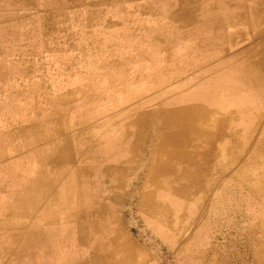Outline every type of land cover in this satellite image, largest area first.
I'll use <instances>...</instances> for the list:
<instances>
[{"label":"rangeland","instance_id":"rangeland-1","mask_svg":"<svg viewBox=\"0 0 264 264\" xmlns=\"http://www.w3.org/2000/svg\"><path fill=\"white\" fill-rule=\"evenodd\" d=\"M246 4L249 0H0V264L109 263L102 256L104 245L66 236L70 227L66 215L76 208L80 221L99 226L114 215L108 206L99 205L125 203L130 197L102 196L95 188H81V184L86 187L81 176L80 193L69 200L63 197L62 183L53 195H41L34 205L31 199L50 186L49 181L39 186L41 169H51L52 159L66 148L70 169L77 167L83 158L78 153L83 145L79 136L87 137L103 123L108 129L101 128L103 137L110 133V122L119 114H111L110 109L126 96L140 97L133 105L143 101L142 109L160 103L228 108L224 123L229 122V147L238 154L236 163L230 162L229 170L222 172L221 188L229 192L204 198L198 215L184 219L176 243H162L146 234L154 263L264 264V119L254 139L246 124L254 116L252 106L257 108L254 114L260 115L264 103L253 101L255 91L237 73L238 69L254 72L248 59L262 48L256 36L260 29L253 27L251 19L240 18ZM190 11H205V18L185 19ZM249 45L254 50L243 52ZM236 54L238 61L232 58ZM219 76L237 87L236 93L229 94L225 88L214 93L209 83ZM222 92L227 95L218 102L216 93L219 97ZM213 120L204 121L219 125ZM64 141L68 147H62ZM255 187H261V195L250 193Z\"/></svg>","mask_w":264,"mask_h":264},{"label":"crops","instance_id":"crops-1","mask_svg":"<svg viewBox=\"0 0 264 264\" xmlns=\"http://www.w3.org/2000/svg\"><path fill=\"white\" fill-rule=\"evenodd\" d=\"M195 13L190 11L185 19L205 18V11ZM207 108L200 115L198 108L177 111L175 107L161 109L159 106L147 107L141 112L133 104L117 110L121 114L114 116L116 121L108 135L109 141L94 146L95 174L91 178L98 190L96 194L130 197V201L99 205V208L110 207L114 215L109 225L90 228L87 235L90 242L104 244L108 242L107 237L120 234L132 245L126 257L105 252L107 255L102 256L109 259L106 264H123L125 259L126 264L132 261L133 264H156L146 234L157 236L162 243H176L181 237L184 219L188 214L191 218L198 215L204 198L229 192L221 188L222 172L228 171V164L238 159L237 152L229 147V122L224 123L229 109ZM199 116L203 118L199 120ZM210 117L219 125L206 123ZM168 120L171 123H166ZM79 162L84 164L86 160L81 158ZM258 188L261 187H255L250 193L261 195ZM78 223L72 227L74 236Z\"/></svg>","mask_w":264,"mask_h":264},{"label":"bare ground","instance_id":"bare-ground-1","mask_svg":"<svg viewBox=\"0 0 264 264\" xmlns=\"http://www.w3.org/2000/svg\"><path fill=\"white\" fill-rule=\"evenodd\" d=\"M43 1V0H42ZM47 1V0H46ZM48 2H49V0H48ZM199 3V2H198ZM45 4V3H44ZM190 4V3H189ZM227 4V3H226ZM196 5V4H195ZM217 5V4H216ZM215 5V6H216ZM151 6V5H150ZM246 6V10L244 11L245 13H242V14H240V18H249V19H251L252 20V25H253V27L254 28H258V29H260V33H258V35H256L259 39H261V49L260 50H257L256 52V54H254L253 55V57H251V58H249L248 59V66H251V67H253V69H254V72H252V73H246V72H243L242 70H237V73L238 74H240L238 77L241 79V81H242V83H245V84H247L248 85V87H250L251 88V90H253V91H255V93L254 92H252V93H254L255 95L252 97L253 98V101H255L256 103L257 102H263L264 103V0H249V4L247 5H245ZM122 7V6H121ZM153 7V6H152ZM98 8V7H97ZM103 8V7H102ZM175 8V7H174ZM199 8V7H198ZM197 8V9H198ZM124 9V8H123ZM216 9H218V8H216ZM230 9V8H229ZM92 10V9H91ZM90 10V11H91ZM95 10V9H94ZM186 10V9H185ZM193 10V9H192ZM196 10V9H195ZM30 11V10H29ZM125 11V10H124ZM189 11V10H188ZM247 11V12H246ZM229 13H230V15H232V14H234L235 12H233V11H229ZM86 14H87V12H86ZM196 14V13H195ZM197 14H199V13H197ZM228 14V13H227ZM155 16V15H154ZM234 16V15H233ZM45 17H46V15H45ZM37 18H39V17H37ZM35 19V18H34ZM49 19V18H48ZM189 19V18H188ZM187 19V20H188ZM194 19V18H193ZM213 19V18H212ZM208 20V19H207ZM215 20V19H214ZM225 20V19H224ZM38 22V21H37ZM209 22H211V21H209ZM32 23V22H31ZM54 23V22H53ZM199 23V22H198ZM240 23V22H239ZM238 23V24H239ZM222 24H224V23H222ZM22 25H24L23 23H22ZM199 25V24H198ZM216 25V24H215ZM220 25V24H219ZM227 25V24H226ZM17 26H19V25H17ZM27 26V25H26ZM39 26V25H38ZM48 26H50V25H48ZM191 26V25H190ZM218 26V25H217ZM159 27V26H158ZM197 27V26H196ZM200 27V26H199ZM213 27H214V25H213ZM234 27V25L232 26V28ZM5 28V27H4ZM18 28V27H17ZM147 28H149V27H147ZM194 28V27H193ZM223 28V27H222ZM231 28V27H230ZM14 29V28H13ZM16 29V28H15ZM31 29V28H30ZM35 29V28H34ZM195 29H197V28H195ZM208 29V28H207ZM206 29V30H207ZM241 29V28H240ZM2 30V29H1ZM19 30H21V29H19ZM146 30V29H145ZM158 30V29H157ZM27 31V30H26ZM36 31V30H35ZM222 31V30H221ZM225 31V30H224ZM8 32V31H7ZM12 32V31H11ZM14 32V31H13ZM18 32H20V31H18ZM78 32V31H77ZM195 32V31H194ZM199 32H201V31H199ZM203 32V31H202ZM245 32V31H244ZM253 32V31H252ZM9 33V32H8ZM50 33V32H49ZM127 33V32H126ZM214 33V32H213ZM224 33V32H223ZM227 33V32H226ZM22 34H23V32H22ZM22 34L21 35H19V36H22ZM28 34V33H27ZM39 34H40V32H39ZM129 34V33H128ZM152 34V33H151ZM197 34V33H196ZM205 34V33H204ZM217 34H218V32H217ZM245 34V33H244ZM247 34V33H246ZM13 35V34H12ZM130 35V34H129ZM199 35V34H198ZM3 36V35H2ZM17 36V35H16ZM66 36H67V34H66ZM133 36H134V33H133ZM4 37V36H3ZM61 37V36H60ZM72 37V36H71ZM130 37V36H129ZM202 37V36H201ZM204 37V36H203ZM210 37V36H209ZM216 37V36H215ZM35 38V37H34ZM45 38V37H44ZM81 38V37H80ZM152 38V37H151ZM199 38V37H198ZM38 39V38H37ZM197 39V38H196ZM200 39V38H199ZM226 39V38H225ZM210 40H211V38H210ZM209 40V41H210ZM215 40V39H214ZM2 41V40H1ZM18 41V40H17ZM29 41V40H28ZM47 41V40H46ZM78 41V40H77ZM153 41H154V39H153ZM156 41V40H155ZM189 41H191V40H189ZM220 41H222V40H220ZM233 41V40H232ZM244 41V40H243ZM246 41V40H245ZM5 42V41H4ZM7 42V41H6ZM35 42V41H34ZM75 42V41H74ZM79 42V41H78ZM255 42V41H254ZM191 43V42H190ZM198 43V42H197ZM221 43V42H220ZM230 43V42H229ZM79 44V43H78ZM116 44V43H115ZM132 44V43H131ZM210 44H211V42H210ZM216 44V43H215ZM215 44H213V46L215 45ZM7 45V44H6ZM5 45V46H6ZM20 45V44H19ZM18 45V46H19ZM50 45H53V44H50ZM117 46H118V44H116ZM134 45V44H133ZM137 45V44H136ZM188 45V44H187ZM196 45V44H195ZM4 46V47H5ZM16 46V45H15ZM34 46V45H33ZM79 46V45H78ZM169 46V45H168ZM181 46V45H180ZM186 46V45H185ZM205 46V45H204ZM3 47V48H4ZM29 47V46H28ZM75 47H76V44H75ZM200 47V46H199ZM225 47V46H224ZM255 47H256V45H255ZM19 48H20V46H19ZM31 48V47H30ZM83 48V47H82ZM186 48H187V46H186ZM215 48V47H214ZM6 49V48H5ZM12 49V48H11ZM40 49V48H39ZM80 49V48H79ZM200 49V48H199ZM217 49V48H216ZM220 49V48H219ZM227 49L229 50V48L227 47ZM235 49V48H234ZM14 50V49H13ZM12 50V51H13ZM138 50V49H137ZM185 50V49H184ZM188 50H190V49H188ZM254 50V48L252 47V45H249V46H247V48H245V50L243 51V52H251V51H253ZM82 51V50H81ZM153 51V50H152ZM151 51V52H152ZM183 51V50H182ZM3 52V51H2ZM7 52V51H6ZM154 52V51H153ZM207 52V51H206ZM210 52V51H209ZM218 52V51H217ZM83 53V52H82ZM190 53V52H189ZM224 53L225 54H227V52L224 50ZM242 53V52H241ZM4 54V53H3ZM35 54V53H34ZM249 54V53H248ZM1 55H2V53H1ZM4 55H6V54H4ZM207 55H209V54H207ZM216 55V54H215ZM230 54H227L226 56L228 57ZM238 55L239 54H236V55H234L232 58H234V60H239V59H236V58H238ZM152 56V55H151ZM155 56V55H154ZM184 56H185V53H184ZM211 56V55H210ZM214 56V55H213ZM220 56V55H219ZM247 56V55H246ZM39 57V56H38ZM201 57V56H200ZM216 57V56H215ZM160 58V57H159ZM192 58V57H191ZM7 59V58H6ZM156 59V58H155ZM158 59V58H157ZM164 59V58H163ZM32 60V59H31ZM159 60V59H158ZM151 61V60H150ZM219 61V60H218ZM229 61V60H228ZM237 61H235V62H237ZM116 62V61H115ZM159 62V61H158ZM173 62V61H172ZM232 62V61H231ZM241 62V61H240ZM150 63V62H149ZM153 63V62H152ZM151 63V64H152ZM113 64V63H112ZM150 64V65H151ZM176 64V63H175ZM114 65V64H113ZM159 65V64H158ZM225 65V64H224ZM238 65V64H237ZM241 66V65H240ZM114 67V66H113ZM210 67V66H209ZM223 67V66H222ZM228 67V66H227ZM236 67H238V66H236ZM153 68V67H152ZM164 68V67H163ZM208 68V67H207ZM29 69V68H28ZM155 69V68H154ZM228 69V68H227ZM159 70V69H158ZM215 70V69H214ZM157 71V70H156ZM211 71V70H210ZM233 71V70H232ZM240 71V72H239ZM161 72H163V71H161ZM30 73V72H29ZM157 73V72H156ZM159 73V72H158ZM157 73V74H158ZM206 73H209L208 72V70L206 71ZM211 74H213L214 75V72L212 73V71L210 72ZM21 74V73H20ZM32 74V73H31ZM45 74V73H44ZM203 74V73H202ZM203 75H205V73L203 74ZM213 75H211V76H213ZM228 75V74H227ZM234 75H235V73H234ZM7 76H8V74H7ZM25 76V75H24ZM159 77H160V75H158ZM157 76V77H158ZM217 76V75H216ZM21 77V76H20ZM209 77H210V75H209ZM227 77V76H226ZM231 77V76H230ZM15 78H16V76H15ZM25 78V77H24ZM154 78V77H153ZM212 78V77H211ZM164 79V78H163ZM207 79V78H206ZM204 80H205V78H204ZM5 81V80H4ZM93 81H94V79H93ZM161 81V80H160ZM159 81V82H160ZM231 81H232V79H231ZM117 82V81H116ZM115 82V83H116ZM156 82V81H155ZM158 82V81H157ZM163 82V81H162ZM32 83V82H31ZM206 83H208V82H206ZM197 84V83H196ZM238 84V83H237ZM77 85V84H76ZM195 85V84H194ZM202 84H200V86H201ZM239 85V84H238ZM237 85V86H238ZM4 86H6V85H4ZM9 86V85H8ZM18 86V85H17ZM103 86H104V84H103ZM102 86V87H103ZM241 86V85H240ZM243 86V85H242ZM7 87V86H6ZM10 87V86H9ZM157 87V86H156ZM193 87V86H192ZM15 88V87H14ZM209 88L212 90V91H214V93L215 92H219V91H221V88H225V89H227V91H228V93L229 94H234V93H236V89H237V87L235 88V86L234 85H232V84H229V82H227L226 80H224V78H222L221 76H219L212 84H210L209 83ZM5 89V88H4ZM235 89V90H234ZM223 90V89H222ZM217 94V98H219V100H218V102L220 101H223V100H225L224 99V95H227V93L226 92H222V93H220V96L218 97V93H216ZM193 95V94H192ZM81 96H82V94H81ZM185 96V95H184ZM233 96V95H232ZM231 96V97H232ZM87 98V97H86ZM94 98V97H93ZM140 98V97H139ZM138 97H137V100H135V97H133V96H126L125 98H124V100H123V102L121 103V104H119V105H117V106H115L114 108H111L110 109V113L112 114V112H117V110H120V109H122V108H125V107H128L129 106V104H134L135 103V101H138V99H139ZM186 98V97H185ZM251 98V97H250ZM79 99V98H78ZM200 99V98H199ZM202 99V98H201ZM133 100H135V101H133ZM183 100V99H182ZM89 101V100H88ZM130 101H133V102H131V103H129ZM198 101V100H197ZM190 102V101H189ZM202 102V101H201ZM214 102V101H213ZM237 102V101H236ZM245 101H243V103H244ZM78 103H80V102H78ZM143 101L141 102V103H139L138 105H137V109L138 110H140L141 112H142V108H143ZM188 103V102H187ZM77 104V103H76ZM84 105V104H83ZM247 105H248V102H247ZM246 105V106H247ZM252 105H254V103L252 102ZM252 105H248V106H252ZM257 105V104H256ZM259 105V104H258ZM78 105H76V107H77ZM99 106V105H98ZM216 105H205V104H203V103H188V104H173V105H170V104H165V103H160L159 104V107L161 108V107H163V109H165L166 107H175V108H177V111H178V109L180 110V109H186V108H188V109H194V108H198V115H200L201 113H203L204 112V110H206V111H208V108L207 107H215ZM247 106V107H248ZM87 107V106H86ZM85 107V108H86ZM92 107V106H91ZM253 108L251 109V110H253V111H251L252 113H253V117H249L248 118V121H246V124L248 125V126H250V128H251V130H252V133H253V139L255 138L254 137V132H255V130H256V128H257V126H258V124H259V122L260 121H262L263 119H264V112H261V114L260 115H257V114H254L255 112V109H257L256 108V106H252ZM258 107V106H257ZM262 107V106H261ZM83 108V107H82ZM98 108V107H97ZM169 109V108H168ZM80 110V109H79ZM82 110V109H81ZM80 110V111H81ZM104 110V109H103ZM263 110H264V107H263ZM78 111V110H77ZM79 112V111H78ZM71 113V112H70ZM117 113H119V112H117ZM76 114V113H75ZM111 114H110V116H111ZM119 114H121V113H119ZM166 114V113H165ZM70 115V114H69ZM125 115H126V113H125ZM200 117H202V116H199V118ZM55 118V117H54ZM53 119V118H52ZM72 119V118H71ZM60 120V119H59ZM92 120V119H91ZM110 121H111V119H109ZM75 121V120H74ZM115 121L116 120H114V121H112V122H110V127H112L114 124H115ZM46 122V121H45ZM49 122V121H48ZM61 123V122H60ZM77 123H78V121H77ZM40 124V123H39ZM32 125V124H31ZM54 125V124H53ZM120 125V124H119ZM28 126V125H27ZM91 126V125H90ZM97 125H95V128H94V130H93V133L92 134H90V135H88L87 137H86V135H84V137H81V136H79V141H80V144H83V145H86V146H83V145H79V155H81L80 157H83L85 160H86V162L84 163V164H80V162H78L77 163V167L76 168H74V169H70V165H71V163H72V160H71V155H70V153H69V148H66V152L65 153H63V152H61V155H59V157L58 158H56V159H52V161H51V163H52V165H50L51 166V169H48V167L47 166H44L43 167V169H41V171L39 172V174L40 175H42L41 177H39L38 178V180L40 181V185L39 186H41V184H43L44 183V181H49V184H50V186L46 189V191H43V192H39L38 194L37 193H35V195H34V198L33 199H31V204L32 205H34L35 204V200H37V202L39 201V198L41 197V195H47V194H51V195H53V193H54V191H55V189H56V186L58 185V184H60V183H62V186H63V189L64 190H62V192H63V197H64V195H65V197L64 198H67L68 200L71 198V196H73V195H77L78 193H80V189L81 188H89V191H94V188H95V190L97 189L96 187H95V182H94V180H92V176H93V173H94V169H93V164H92V162H93V160H94V157H95V153H94V146L96 145V144H98L99 142H107V141H109L108 139H109V134L106 136V137H103V135L101 134L103 131H102V129L101 128H103V127H105L106 128V124H102V125H100V126H97ZM135 126V125H134ZM50 128H51V126H49ZM16 128V127H15ZM44 128H45V126H44ZM98 128H100V130L98 129ZM8 129V128H7ZM20 129V128H19ZM49 129V128H48ZM47 129V130H48ZM4 130V129H3ZM46 130V131H47ZM58 130V129H57ZM106 130H108L107 128H106ZM1 131V130H0ZM78 131V130H77ZM104 131H105V129H104ZM119 131V130H118ZM74 132V131H73ZM27 133V132H26ZM15 134V133H14ZM115 134V133H114ZM124 134V133H123ZM5 135H6V133H5ZM29 135V134H28ZM34 135V134H33ZM67 135V134H66ZM120 135V134H119ZM52 136V135H51ZM57 136V135H56ZM65 136V135H64ZM75 136V135H74ZM129 136H130V134H129ZM18 137V136H17ZM26 137V136H25ZM35 137V136H34ZM92 137V138H91ZM121 137V136H120ZM19 138V137H18ZM40 138V137H39ZM62 138V137H61ZM36 139V138H35ZM119 139V138H118ZM26 140V139H25ZM34 140V139H33ZM37 140V139H36ZM56 140V139H55ZM62 141H63V138L61 139ZM68 140H69V138H68ZM262 140H264V139H262ZM52 141V140H51ZM73 141H74V138H73ZM127 141V140H126ZM129 141V140H128ZM19 142V141H18ZM22 142V141H21ZM38 142V141H37ZM61 142V141H60ZM31 143V142H30ZM58 143V142H57ZM64 143H65V146H64V144L62 145V147H68V142L67 141H64ZM120 143V142H119ZM35 144V143H34ZM33 144V145H34ZM56 144V143H55ZM55 144H53V146L55 145ZM21 145V144H20ZM24 145V144H23ZM48 145V144H47ZM120 145V144H119ZM125 145V144H124ZM13 146V145H12ZM59 146V145H58ZM126 146V145H125ZM42 147V146H41ZM115 147V146H114ZM118 147V146H117ZM116 147V148H117ZM15 148V147H14ZM24 148V147H23ZM34 148V147H33ZM38 148H40V147H38ZM60 148V147H59ZM118 148H120V147H118ZM117 148V149H118ZM123 148H124V146H123ZM11 149V148H10ZM34 149H36V147L34 148ZM22 150V149H21ZM57 150V149H56ZM11 151V150H10ZM37 151H38V149H37ZM0 152H1V150H0ZM40 152V151H39ZM75 152V151H74ZM36 153V152H35ZM126 154V153H125ZM16 156V155H15ZM14 156V157H15ZM104 156V155H103ZM21 158V157H20ZM124 158H125V156H124ZM123 158V159H124ZM15 159H17V158H15ZM116 159H118V158H116ZM110 160V159H109ZM108 161V160H107ZM74 162V161H73ZM116 162V161H115ZM9 163V162H8ZM97 168V167H96ZM97 169H99V168H97ZM97 171V170H96ZM82 172H85L84 174H81ZM98 172V171H97ZM95 174V173H94ZM81 176H84V185L86 186V187H84L82 184H81V188L79 187V183H80V177ZM103 176V175H102ZM113 177V176H112ZM82 178V177H81ZM43 181V182H42ZM107 182V181H106ZM100 184V183H99ZM25 185V184H24ZM0 186H2V185H0ZM61 186V187H62ZM6 187V186H5ZM78 188H80L79 189V191H78ZM5 189V188H4ZM7 190V189H6ZM14 190V189H13ZM88 190H86L85 191V193L86 192H89ZM8 192H9V190H8ZM18 192V191H17ZM22 192V191H21ZM38 192V191H37ZM5 193V192H4ZM60 193L61 192H58V194L60 195ZM15 194V193H14ZM17 194V193H16ZM87 194V193H86ZM37 195V196H36ZM8 196V195H7ZM11 196V195H10ZM9 196V197H10ZM14 196V195H13ZM84 196V195H83ZM94 196V195H93ZM15 197H16V195H15ZM73 197H75V196H73ZM80 197V196H79ZM88 197V196H87ZM87 197H85V199L87 198ZM57 199V198H56ZM95 199V198H94ZM63 200V199H62ZM66 200V199H65ZM80 200V199H79ZM94 201V200H93ZM6 202V201H5ZM13 202V201H12ZM30 202V201H29ZM58 202V201H57ZM62 202V201H61ZM90 202V201H89ZM9 203V202H8ZM15 203V202H14ZM88 203V202H87ZM27 204V203H26ZM62 204V203H61ZM15 205V204H14ZM17 205H19V204H17ZM68 205V204H67ZM70 206H73V207H76L75 205H74V203H72V204H69ZM30 206V205H29ZM39 206V205H38ZM89 207H91L92 209H94V205H88ZM110 208V207H109ZM67 209V208H66ZM99 209V208H98ZM97 209V210H98ZM111 209V208H110ZM113 209H115V207L113 208ZM40 210V209H39ZM55 210V209H54ZM69 210V209H68ZM11 211V210H10ZM41 211V210H40ZM99 211V210H98ZM107 211V210H106ZM47 212V211H46ZM55 212V211H54ZM65 212V211H64ZM84 212V211H83ZM6 213V212H5ZM92 213V212H91ZM98 213H101V212H98ZM56 215L58 214V213H55ZM54 214V215H55ZM0 215H2V214H0ZM13 215V214H12ZM88 215V214H87ZM7 216V215H6ZM47 216V215H46ZM84 216H85V213H84ZM4 217V216H3ZM13 217V216H12ZM33 217V216H32ZM42 217V216H41ZM49 217V216H48ZM21 219V218H20ZM28 220V219H27ZM66 220H67V223L69 222L70 224H69V228L67 229V234H66V236L67 237H74V233H73V228H71L73 225H74V223H78L79 221H80V216H79V214H78V212H77V210H76V208L73 210V212H71L70 214H68V215H66ZM65 220V221H66ZM78 220V221H77ZM120 220V219H119ZM57 223V222H56ZM79 223H80V225H79ZM78 223V230H76V232H77V235H76V238L80 241V243H81V241H82V243H84L86 240H89V235H87V231L90 229V228H95V227H97V224H88V223H86V222H83V221H80ZM107 223V225H109V221L107 222V221H105L104 222V224H101V225H99V227L100 226H102V225H105ZM39 225V224H38ZM42 225V224H41ZM123 225V224H122ZM103 228V227H102ZM66 230V229H65ZM79 231L81 232L80 234H79ZM99 231V230H98ZM98 233V232H97ZM42 233L40 232V233H38L37 234V236H40ZM118 234V233H117ZM93 236V235H92ZM2 237V236H1ZM25 237V236H24ZM7 238V237H6ZM110 237H107V241L108 242H106L105 240H103V241H105L106 243H104V244H102V245H104V250H105V252L108 254V253H110L111 251H112V253L114 254V252L115 253H120V254H122V256H125L126 257V255H130V246L132 245H129L128 243H126L125 242V238L124 237H122L120 234L117 236V235H114L113 234V236L109 239ZM1 239V238H0ZM9 240H11V239H9ZM8 240V241H9ZM95 240V239H94ZM97 240H99V238L97 239ZM109 240H110V242H109ZM114 240V241H113ZM12 241V240H11ZM18 241V240H17ZM90 241V240H89ZM96 241V240H95ZM24 242V241H23ZM22 242V243H23ZM14 243V242H13ZM16 243V242H15ZM29 243V242H28ZM32 243V242H31ZM19 245H20V243H18ZM25 244V243H24ZM45 244V243H44ZM7 245V244H6ZM14 245V244H13ZM26 245H28V244H26ZM40 245V244H39ZM85 246V245H84ZM92 246V245H91ZM94 247V246H93ZM100 248V247H99ZM86 249V248H85ZM90 249V248H89ZM18 251V250H17ZM100 252V251H99ZM24 253V252H23ZM95 253H97V252H94V254ZM135 253V252H134ZM19 253H17V255H18ZM25 254V253H24ZM106 254V255H107ZM24 256V255H23ZM91 256V255H90ZM84 257V256H83ZM109 258V257H108ZM124 258V257H123ZM94 259V258H93ZM111 259V258H110ZM90 260V259H89ZM104 260V259H103ZM109 260V259H108ZM126 262V261H128V260H123V262ZM135 261V260H134ZM92 262V261H91ZM98 262H100V261H98ZM97 262V263H98ZM120 262V261H119ZM124 262V263H125ZM90 263V262H89ZM108 263V262H107ZM123 263V264H124ZM83 264V263H82ZM117 264V263H116ZM126 264V263H125ZM128 264H129V262H128ZM132 264H133V261H132Z\"/></svg>","mask_w":264,"mask_h":264}]
</instances>
